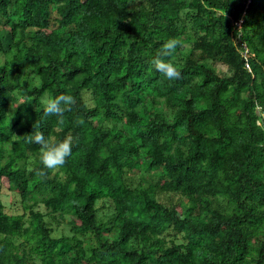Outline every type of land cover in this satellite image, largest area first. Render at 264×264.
<instances>
[{
    "label": "trees",
    "instance_id": "16d2710c",
    "mask_svg": "<svg viewBox=\"0 0 264 264\" xmlns=\"http://www.w3.org/2000/svg\"><path fill=\"white\" fill-rule=\"evenodd\" d=\"M263 113L264 0H0V264H264Z\"/></svg>",
    "mask_w": 264,
    "mask_h": 264
},
{
    "label": "clouds",
    "instance_id": "9594fccd",
    "mask_svg": "<svg viewBox=\"0 0 264 264\" xmlns=\"http://www.w3.org/2000/svg\"><path fill=\"white\" fill-rule=\"evenodd\" d=\"M180 44L181 42L176 38L168 39L163 43L161 56L172 57ZM151 64L156 71L160 72L169 80L179 79L181 77V70L172 62L155 58L151 61ZM75 103L76 101L73 95L61 94L54 98L44 100L42 111L46 116L52 115L60 118V122L62 123L64 113L70 111ZM29 140L41 146V163L44 169L62 168L66 163L67 157L71 154L72 146L69 140L53 144L45 139L43 133L36 134L34 138L30 136ZM39 174L43 176L46 173L41 170Z\"/></svg>",
    "mask_w": 264,
    "mask_h": 264
},
{
    "label": "rangeland",
    "instance_id": "374dc122",
    "mask_svg": "<svg viewBox=\"0 0 264 264\" xmlns=\"http://www.w3.org/2000/svg\"><path fill=\"white\" fill-rule=\"evenodd\" d=\"M199 59V58H202V54L200 53V52H195L194 53V57H193V59ZM4 183L6 184V186H9V184L4 180ZM9 201H11V198H9L8 199ZM65 232H70L69 231V226H67L66 228H65V230H64Z\"/></svg>",
    "mask_w": 264,
    "mask_h": 264
},
{
    "label": "built area",
    "instance_id": "2783aa9c",
    "mask_svg": "<svg viewBox=\"0 0 264 264\" xmlns=\"http://www.w3.org/2000/svg\"><path fill=\"white\" fill-rule=\"evenodd\" d=\"M240 26H241V21H239V23H238ZM264 114V113H263Z\"/></svg>",
    "mask_w": 264,
    "mask_h": 264
}]
</instances>
